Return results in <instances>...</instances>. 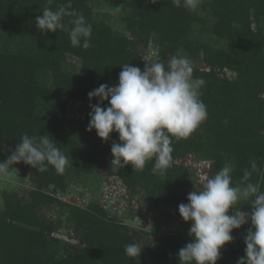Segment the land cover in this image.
Listing matches in <instances>:
<instances>
[{"label":"trees","instance_id":"obj_1","mask_svg":"<svg viewBox=\"0 0 264 264\" xmlns=\"http://www.w3.org/2000/svg\"><path fill=\"white\" fill-rule=\"evenodd\" d=\"M95 1L71 0L70 10L82 13L92 26V46L83 49L73 47L63 30L44 35L35 27L45 6L55 10L68 0L51 5L47 0H0V158L7 160L23 134L47 133L69 159L61 175L50 165L44 172L23 162L13 165L33 186L0 195V264H179L178 252L191 242L188 237L160 228L137 230L98 202L80 207L60 198L70 177L95 169L120 175L126 194L143 191L153 204L172 208L183 224L190 222L183 221L178 206L203 184L194 183L178 158L195 155L209 164L210 176L229 163L233 184L255 159L260 171L250 179L264 191V0H201L196 10L177 8L172 0H129L122 5L123 25L115 26L110 14L95 12ZM70 19L63 18L68 27ZM152 49L154 60L148 57ZM175 54L191 58L194 78L205 81L200 91L207 119L188 139L173 140V164L165 174L152 173L154 160L143 171L134 172L130 164L112 167L111 145L119 137L113 132L105 142L94 129L86 130L90 104L98 102L90 101L88 93L101 84H118L125 64L143 70L145 63ZM73 103L84 105L86 122L70 116ZM236 206L250 212L245 201ZM51 208L59 211L54 219ZM250 227L249 221L233 229L234 239L222 247L217 264H237L245 256ZM65 228H71L72 238L62 236ZM130 243L140 245V257L125 255Z\"/></svg>","mask_w":264,"mask_h":264},{"label":"clouds","instance_id":"obj_2","mask_svg":"<svg viewBox=\"0 0 264 264\" xmlns=\"http://www.w3.org/2000/svg\"><path fill=\"white\" fill-rule=\"evenodd\" d=\"M53 0H47L51 5ZM156 3L157 0H151ZM201 0H172V4L187 10H196ZM71 0L53 10L45 6L42 16L35 19L36 29L47 35L63 30L68 33L73 47H91L92 26L82 13L71 9ZM64 17L71 27L63 23ZM200 56H204L203 50ZM122 67L118 84H101L88 93L90 104L87 131L93 129L101 140L108 141L110 134H118L119 143H112L111 166L120 170L131 165L134 172L143 171L154 160L153 174L163 175L173 164L172 143L188 139L207 119V106L202 101V78H194L193 62L186 55L175 54L166 61L145 63L144 69ZM107 101V106L102 107ZM23 162L40 172L52 166L58 175L69 166L68 157L49 138V134L29 136L23 134L7 160L0 162V183L10 182L13 165ZM232 166L219 168L199 189L187 196V203L178 206L183 221L190 222L188 235L191 242L178 252L179 264H217L221 249L233 241V229L251 223L244 237L245 256L237 264H264V191L251 182L253 172L259 173L256 160L250 161V170L244 169L242 179L233 184ZM245 201L250 212L236 205ZM233 214L229 215V210ZM125 255L140 257L138 243L126 244Z\"/></svg>","mask_w":264,"mask_h":264},{"label":"rangeland","instance_id":"obj_3","mask_svg":"<svg viewBox=\"0 0 264 264\" xmlns=\"http://www.w3.org/2000/svg\"><path fill=\"white\" fill-rule=\"evenodd\" d=\"M129 0H98L93 4V8L97 13H108L112 17L113 25L116 23L123 25L122 5ZM150 51L152 55L148 56L154 60L156 53L154 49ZM155 52V53H153ZM74 60V57L72 58ZM203 67V66H202ZM264 99V95H263ZM84 105L73 103L68 110L71 117L81 118L86 122V108ZM5 158H0V162H4ZM178 164H184L189 168L188 176L195 182L204 184L206 178L210 177L209 164L203 162L202 159L193 154L176 160ZM96 173L91 175H79L70 177L68 180V191L66 194L60 195V198L69 204H75L80 207H87L92 201L101 204L111 216L116 215L120 221L132 228L142 231H157L169 234H181L189 239L188 235L190 224H183L180 220H176V213H172V208L165 205H156L142 191L137 196L126 194L124 185L120 180V175L106 176V171L95 169ZM12 176L10 182L0 183V195L3 190L19 189L26 192L33 186L28 175L17 168L11 169ZM119 176V177H118ZM1 205V201H0ZM58 208L49 209V216L52 219L57 217ZM171 216V220L169 217ZM67 214L62 215V220L66 221ZM170 221H165L167 218ZM166 222V223H165ZM65 238H72L71 228H65L61 231Z\"/></svg>","mask_w":264,"mask_h":264}]
</instances>
